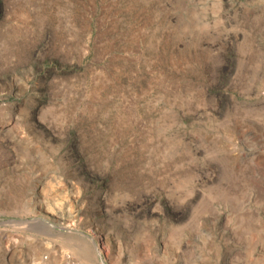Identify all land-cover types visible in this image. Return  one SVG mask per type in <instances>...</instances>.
Returning <instances> with one entry per match:
<instances>
[{
    "label": "rangeland",
    "instance_id": "rangeland-1",
    "mask_svg": "<svg viewBox=\"0 0 264 264\" xmlns=\"http://www.w3.org/2000/svg\"><path fill=\"white\" fill-rule=\"evenodd\" d=\"M101 258L264 264V0H0V264Z\"/></svg>",
    "mask_w": 264,
    "mask_h": 264
},
{
    "label": "bare ground",
    "instance_id": "bare-ground-1",
    "mask_svg": "<svg viewBox=\"0 0 264 264\" xmlns=\"http://www.w3.org/2000/svg\"><path fill=\"white\" fill-rule=\"evenodd\" d=\"M13 236V235H12ZM91 240H92V238H91ZM92 242V241H91ZM93 243V242H92ZM94 245H95V247H96V249H97V253H99V255H100V247H98V245L97 244H95V243H93ZM102 259V258H101ZM102 263L104 264V261H103V259H102Z\"/></svg>",
    "mask_w": 264,
    "mask_h": 264
},
{
    "label": "water",
    "instance_id": "water-1",
    "mask_svg": "<svg viewBox=\"0 0 264 264\" xmlns=\"http://www.w3.org/2000/svg\"><path fill=\"white\" fill-rule=\"evenodd\" d=\"M93 242V241H92ZM94 243V242H93Z\"/></svg>",
    "mask_w": 264,
    "mask_h": 264
}]
</instances>
